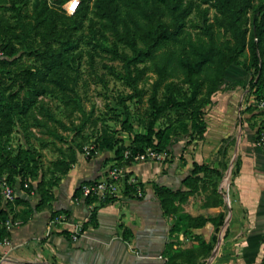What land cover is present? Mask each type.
<instances>
[{"label":"trees","instance_id":"obj_1","mask_svg":"<svg viewBox=\"0 0 264 264\" xmlns=\"http://www.w3.org/2000/svg\"><path fill=\"white\" fill-rule=\"evenodd\" d=\"M67 1L32 0L29 4L30 0H24L6 7L0 0V11L11 12L10 24L0 28V141L9 138L16 123L23 124L28 114L32 129L43 127L53 138L42 146L51 144L60 153L52 168L42 170L39 153L0 147V177L21 187L26 180L39 177L35 209L53 199L51 188L56 181L46 179V174L65 173L76 161L75 150L57 147L56 140L65 141L66 137L52 123L80 133L87 122L72 73L75 52L82 43L121 63L120 79L131 89L127 98L141 103L147 95L138 119L143 131L134 130L125 98L119 100L124 115L121 128L127 133L128 145L108 133L96 141L95 148L112 152L117 165L131 162L147 149L164 154L163 161L168 158L171 162L173 139L188 135V144L203 139L204 107L212 104L217 91L237 84L245 73L256 102L264 99V0H79L71 14L63 8ZM210 8L214 9L212 16ZM2 21L0 13V24ZM105 37L112 39L111 46L103 43ZM245 50L249 58L241 62ZM45 83L66 96L63 103L69 123L56 119L40 101L48 90ZM14 86L25 88L27 95L9 91ZM77 111L80 118L75 123L72 116ZM262 129L264 125L256 136ZM125 150L130 153L127 157ZM221 176L218 168L192 162L182 180L184 190L154 186L163 213L174 217L171 233H185L206 222L219 230L225 216L218 192ZM134 185H125L124 195L136 196ZM196 193H204L205 198L201 209L192 214L186 208ZM23 213L24 220L32 209ZM18 214L11 213V220H17ZM8 216L0 209V241L7 236L4 222ZM212 247L204 242L184 249L168 246L167 264H197Z\"/></svg>","mask_w":264,"mask_h":264},{"label":"crops","instance_id":"obj_2","mask_svg":"<svg viewBox=\"0 0 264 264\" xmlns=\"http://www.w3.org/2000/svg\"><path fill=\"white\" fill-rule=\"evenodd\" d=\"M228 107L219 105L210 112L205 132V137H213L219 144L223 138L234 142V170L228 180L218 185L225 213L218 231L206 222L185 233H171L174 217L163 213L154 192L156 184L184 190L182 180L189 174L192 162L202 163L204 154L192 158L187 152L180 163L182 149L177 152L179 142L172 143L169 164L154 161L128 165L141 184L142 196L121 193L104 201L81 198L80 186L101 178L109 165L104 164L102 156L85 159L76 155L67 172L53 173L56 182L49 205L35 209L39 177L28 180L30 189L16 182L13 203L0 199V209L10 216L14 211L19 213L12 224L4 222L7 242L0 244V264H167L168 246L184 249L201 242L213 247L197 264H264V148L254 143L262 119L252 117L250 122L257 120L252 126L245 118H251L257 110L239 114L241 125L233 133L237 112L232 114V105ZM215 165L210 163L216 168ZM51 177V173L46 174V179ZM201 194L204 193L194 195L187 212L195 214L201 209L204 199L197 204ZM28 208L32 213L23 220V210ZM78 225L81 231L72 239Z\"/></svg>","mask_w":264,"mask_h":264},{"label":"rangeland","instance_id":"obj_3","mask_svg":"<svg viewBox=\"0 0 264 264\" xmlns=\"http://www.w3.org/2000/svg\"><path fill=\"white\" fill-rule=\"evenodd\" d=\"M1 1V5L4 4L6 7H9L13 4L19 5L24 0ZM256 1L257 0H252V3H256ZM31 3L32 0H30L29 4ZM0 13L3 19L0 24V28L2 29V27L10 24L11 12L10 10H6L0 11ZM213 13L214 9L210 8L209 15L212 16ZM249 14L250 12L247 13L248 16ZM103 43L107 46H111L112 39L110 37H105ZM248 58L249 52L248 50H245L240 55L239 60L241 62H247ZM72 65V73L77 78L76 92L79 102L85 110L87 122L80 133H75L72 130H63L59 125H56L53 122L52 125L57 127L58 132L66 137L65 141L56 140L57 147L63 149L71 148L75 150L76 155H82L81 157L85 159L102 156L104 164L109 165L105 173L115 166L124 167L128 176L132 177L136 184L141 185L138 178L129 170L128 165L136 162H154L156 160H132L129 163L127 162V164L117 165L112 159V152L106 150L99 151L95 148V145L96 141L102 137L104 133L113 135L114 138L123 141L125 145L129 144L127 133L121 128V121L124 119V115L122 114L121 105L119 104L120 99L125 98V105L130 112L128 119L134 130L143 131L138 123V119L141 117L143 108L146 105L145 101L147 95L143 96L141 103L137 101V98H127L131 94V89L124 84L122 79H120L122 73L121 63L118 60L112 59L109 53L103 52L99 48H94L82 43L75 52ZM244 75L243 79L237 82V84L235 83L234 85H230L229 87L217 91L215 95H213L212 104L204 107L203 119L206 124V130L207 123L210 119V112L219 108V105L224 104L229 106V109L232 105L233 108L231 107V109H234L231 110L232 114L237 112V117H235L236 127L233 133H236L238 125H241L238 121V115L248 114L253 109L257 110L252 114L253 116H251V118H245L246 121H249L248 125L255 126L257 124V120L250 122V120H254V118H252L254 116H257L258 119H262L259 123L261 126L264 125V112L262 109L256 107L257 102L255 100V95L253 94V88L247 83L249 75L247 73ZM45 85H47V83H45ZM47 89V93L43 95L40 101L49 108L50 112L56 119L69 123V118L67 117L63 103L66 96L57 91L51 85H47ZM9 91H17L20 97L27 95L25 88L19 90L17 86L12 87ZM238 107H240V109H237ZM79 118L80 113L77 111L73 114L72 119L75 123H78ZM23 120V124L16 123L9 138L0 141L1 149H7L6 146H9L10 148L8 150L14 152L17 147L28 148L31 151H34V154L36 152L40 154V157L37 158L42 170L52 168V162L60 155V153L50 145L43 147L42 143H48L52 141L53 138L45 134L43 127L31 128L33 126L31 115L26 114ZM188 138V135H182L174 138L172 141L175 145L179 142L178 145L180 148L177 152L182 149L180 151L181 157L179 156L178 158L179 162L181 163V161L184 160L183 154L187 152L192 158L194 156L196 157L198 153H201V155L204 154L205 156H202L203 158H206L201 160V164L210 165L211 163L212 166L216 164V168L222 171V176L218 180V185L220 183L223 184L224 181L228 180L235 167V157L233 156L234 142L228 138H223L220 140L219 144L218 141L213 140V137L208 138L205 137L204 134L203 139L188 144L186 143ZM105 155L107 157H105ZM163 156L165 155L163 154ZM166 159L165 162H168L169 164V159ZM160 161H163V159L158 162ZM205 161H207V163H205ZM51 176V181L56 178L53 173H51ZM204 196V194L199 196L200 201H197L198 205L202 203ZM228 205L229 204L227 203V208Z\"/></svg>","mask_w":264,"mask_h":264},{"label":"built area","instance_id":"obj_4","mask_svg":"<svg viewBox=\"0 0 264 264\" xmlns=\"http://www.w3.org/2000/svg\"><path fill=\"white\" fill-rule=\"evenodd\" d=\"M72 0H69L64 5V10L66 13H69V9L71 8ZM1 54V52H0ZM257 107L264 111V99L259 100L257 103ZM257 147L264 148V130L262 129L258 136L255 137L254 141ZM88 153V152H87ZM129 151L125 150L124 156L127 157L129 155ZM144 159H153L159 161L164 159L163 154L156 153L151 149H147L144 153L137 154L133 157V160H144ZM127 184H135V195L137 197L142 196L141 187L135 183L132 177L128 176L127 171L124 167H112L107 173H105L101 178L92 181L90 183H85L80 187V197L85 198H96L98 200H110L121 193L124 192V187ZM23 187L26 189H30V185L28 180L23 183ZM0 197L5 203H13L16 198V193L14 189V185H12L5 176L0 177ZM77 199V198H76ZM56 222V221H54ZM11 216H8L5 220L6 225L12 224ZM81 231V227L78 225L75 227L73 234L71 235L72 239H76ZM6 238H3L0 241V244L6 243ZM262 247L264 248V240L262 242Z\"/></svg>","mask_w":264,"mask_h":264},{"label":"clouds","instance_id":"obj_5","mask_svg":"<svg viewBox=\"0 0 264 264\" xmlns=\"http://www.w3.org/2000/svg\"><path fill=\"white\" fill-rule=\"evenodd\" d=\"M79 5V0H72L71 8L69 9V13H74Z\"/></svg>","mask_w":264,"mask_h":264},{"label":"water","instance_id":"obj_6","mask_svg":"<svg viewBox=\"0 0 264 264\" xmlns=\"http://www.w3.org/2000/svg\"><path fill=\"white\" fill-rule=\"evenodd\" d=\"M229 172V171H228ZM228 174V173H227ZM228 176V175H227ZM227 178V177H226Z\"/></svg>","mask_w":264,"mask_h":264}]
</instances>
